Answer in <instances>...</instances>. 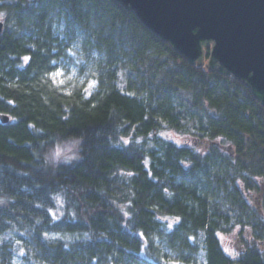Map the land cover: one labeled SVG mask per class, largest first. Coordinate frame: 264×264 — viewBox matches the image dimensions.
<instances>
[{
	"label": "trees",
	"instance_id": "1",
	"mask_svg": "<svg viewBox=\"0 0 264 264\" xmlns=\"http://www.w3.org/2000/svg\"><path fill=\"white\" fill-rule=\"evenodd\" d=\"M0 22L3 23L0 33V116L6 115L10 119L7 124L0 121V185L5 186L7 194L18 197L15 202L0 206V264H11L13 258L25 260L14 251L19 245L44 246L39 232H32L35 217L44 216V225L40 227L46 226L49 231L66 226L65 221L48 225L52 215L60 211L59 207L50 213L46 208L35 206V202L52 205L49 190L54 184L46 173L24 161L33 159L32 148H39V141L46 138L29 128V123L36 121L38 126L47 129L57 120L56 114L43 103L42 93L46 94V87L41 84V77L59 65L73 64L75 58L67 51L70 48L82 50L90 61L106 69L108 95L96 110L99 114L92 117L88 113H79L86 127L91 123L89 135L97 145L84 174L93 181L111 184L115 179L108 177L117 166L136 170L139 173L135 178L137 185L146 196L157 201L158 208V221H152L153 213L144 210L142 223L148 221L146 226L160 228L162 233L163 228L174 227L178 217L169 211L174 208L187 210L184 201L194 199V192L189 189L202 187L207 193L213 173L218 176L220 171L227 172L230 167L236 168L237 174L246 170L247 174L243 175L246 188L264 194V184L256 179L264 176V104L245 83L209 64L191 63L145 27L133 11L115 0H0ZM53 60L59 64H52ZM121 72L123 75H118ZM205 100L209 102L207 106ZM212 107L217 110L211 111ZM112 108L116 112L109 121L108 112ZM121 116L141 121L145 130L157 125L156 117L177 127L191 123L196 129L193 134L199 139L194 144L203 146L207 150L206 156L196 154L187 146L176 149L159 138L155 141L157 147L149 150L152 155L149 169L153 175L163 180L167 173L170 182L176 181L174 186L178 194L173 200H165L162 196V188L167 185L148 178L142 163V149L109 146L107 135L114 133V125ZM182 121L185 123L181 124ZM220 136L232 141L235 149L226 146L225 140L217 142L216 138ZM29 140L32 145L26 142ZM183 157L195 159L198 162L196 168H184L179 162ZM233 159L238 161V167L232 164ZM17 169L30 170L31 175H21ZM229 179L234 182L235 175ZM37 184L41 186L36 187ZM231 196L247 210L246 214L249 212L251 218L258 221L256 226L260 231L257 235H264L262 200L259 199V206L252 207L238 185ZM93 198L104 210L93 213L90 219L98 227H109L106 198L98 194H93ZM206 204V200L201 199L200 211L193 208L188 213V219L182 225L185 231L196 234L197 229L210 219ZM213 215L217 219L208 231L209 253L207 256L206 249L200 250L201 264L206 257L208 264H230L224 256L228 254L219 236L232 233L221 231L217 236L215 232L219 219L227 220L230 216L218 208ZM77 226L87 227L83 220ZM130 235L127 229L119 231L121 239ZM168 235L170 241L175 240L179 229ZM181 238L192 254L199 250V245L187 236ZM131 239L139 242L141 237L132 236ZM200 239L203 241V237ZM100 245L113 247L110 241H100L81 247L75 253L46 249L44 254L52 260L62 255L86 258L100 255L103 261ZM129 257L138 260L139 264H160L147 256L129 254ZM240 264H264V253L259 248L249 247Z\"/></svg>",
	"mask_w": 264,
	"mask_h": 264
},
{
	"label": "clouds",
	"instance_id": "2",
	"mask_svg": "<svg viewBox=\"0 0 264 264\" xmlns=\"http://www.w3.org/2000/svg\"><path fill=\"white\" fill-rule=\"evenodd\" d=\"M68 53L74 57V63L58 67L47 71L41 77V84L46 87V94L42 93L43 103L47 105L57 117L54 126L44 128L38 126L36 121L29 123L28 127L46 138L39 141V148L33 147V159L24 161L37 170L46 173L53 181L54 187H50L49 198L52 205L48 206L40 202H35L37 208H46L50 213L59 207L60 211L52 215L48 225L66 222V226L61 230L49 231L44 225L45 217H35V224L32 232H39L40 239L44 246L34 244L19 245L14 251L17 256H24L26 259L20 261L13 258L11 264H139L136 259H131L129 254L134 256H147L160 262V264H201L200 250L206 249L207 256L209 247L206 243L209 228L213 226V220L217 217L213 215L218 208L220 212H228L230 219H219V224L215 227L217 236L221 231H229L235 237L234 251L224 255L230 264H240L244 254L249 247H256L264 253V235L258 236L260 229L256 226L258 221L251 218L247 210L242 209L239 204L233 201L231 193L236 185L243 191L248 200V204L256 207V200H262L264 207V194L255 189L246 188L243 175L246 170H241L237 174L234 167L227 169V172H214L212 183L206 193L202 187H193L189 192H194V199L185 200L188 205L186 211L174 208L169 211L178 217L177 223L172 228H160L146 226L148 221L141 222L142 213L148 210L153 213L151 220L158 221L156 213L158 211L157 201H153L150 195L146 196L143 190L137 185L136 177L139 173L130 167L117 166L111 171L109 180L115 179L114 183L108 184L102 180L93 181L84 174L86 164L93 158L97 145L93 137L89 135L88 128L91 123L85 126V122L80 119L79 113H88L92 117L97 116L99 109L105 101L108 91L105 87L107 79L106 69L93 61H90L86 54L80 49L70 48ZM52 64H59L53 60ZM59 73L63 83H56V74ZM123 75V73H118ZM205 106L208 101H204ZM216 111L215 107L210 109ZM116 109L112 108L108 112L110 121ZM148 119L147 116L144 117ZM157 125L145 130L141 121H133L126 116H121L114 125V133L107 135L110 147L117 149H142V163L148 171V178L161 185L162 196L165 200L171 201L178 194V189L174 186L176 181H172L169 174L164 175L163 180H158L157 176L149 169L152 155L151 149L157 147L156 139L174 145L176 149L187 146L200 156H206L207 150L197 147L194 144L199 137L193 133L196 131L191 123L184 127H177L162 117H156ZM185 122H181L184 124ZM173 132L181 137V140L170 138L166 133ZM97 137L99 133L96 134ZM217 142L226 141V146L235 149V144L226 137L216 138ZM179 141V142H177ZM32 145V141H26ZM180 164L184 168L195 169L197 161L191 157H183ZM232 164L238 167V161L232 160ZM9 167H14L9 164ZM160 165H157L159 168ZM152 168V163H151ZM21 175H31L30 170L17 169ZM235 175L234 182L229 176ZM177 176L176 180L178 181ZM264 184V176L256 177ZM37 184L36 187H40ZM93 194L105 197L107 200L106 211L109 227L96 226L90 219L93 213L104 210L98 200L93 198ZM18 199L15 195H9L5 191V186L0 185V206ZM201 199L206 200L207 216L210 218L206 223L197 229L196 234L187 232L182 225L188 219V213L193 208L200 211ZM58 202H62L59 203ZM81 220L87 227H78ZM120 229H127L131 234L128 238L121 239ZM179 229V235L175 240L170 241L168 233H175ZM243 229V230H241ZM132 236H140L139 242L131 239ZM182 236H187L188 240L199 245V250L192 254ZM203 237V241L200 239ZM100 241H110L113 247L107 248L100 245L104 256L101 261L100 255L90 258L79 255H62L59 259L52 260L45 256V250L60 251L61 253H75L79 248ZM247 242V243H245ZM26 249V250H25ZM122 249L123 251H120ZM223 253V251L221 250ZM224 254V253H223ZM203 264H208V259H204Z\"/></svg>",
	"mask_w": 264,
	"mask_h": 264
},
{
	"label": "water",
	"instance_id": "3",
	"mask_svg": "<svg viewBox=\"0 0 264 264\" xmlns=\"http://www.w3.org/2000/svg\"><path fill=\"white\" fill-rule=\"evenodd\" d=\"M115 1L191 63L203 64L212 45L209 66L245 83L264 104V0Z\"/></svg>",
	"mask_w": 264,
	"mask_h": 264
},
{
	"label": "rangeland",
	"instance_id": "4",
	"mask_svg": "<svg viewBox=\"0 0 264 264\" xmlns=\"http://www.w3.org/2000/svg\"><path fill=\"white\" fill-rule=\"evenodd\" d=\"M212 45L208 47H205V60L203 62V64H208V60H209V53H210V50H211V47ZM56 83H63L62 80H60L59 76L56 77ZM166 135H168L170 138L172 139H175V140H181V137L176 135L175 133L173 132H168L166 133ZM198 144V143H197ZM208 145V144H206ZM205 147H208V146H205ZM256 205L259 206V199L256 200ZM220 240H221V243H222V246H223V249L225 250V252L227 254H231L233 251H234V243H235V237L232 235V234H221L220 236Z\"/></svg>",
	"mask_w": 264,
	"mask_h": 264
},
{
	"label": "snow or ice",
	"instance_id": "5",
	"mask_svg": "<svg viewBox=\"0 0 264 264\" xmlns=\"http://www.w3.org/2000/svg\"><path fill=\"white\" fill-rule=\"evenodd\" d=\"M25 59H28V58L26 57ZM59 75H60L59 73L56 74V76H59ZM177 142H179V141H177Z\"/></svg>",
	"mask_w": 264,
	"mask_h": 264
}]
</instances>
